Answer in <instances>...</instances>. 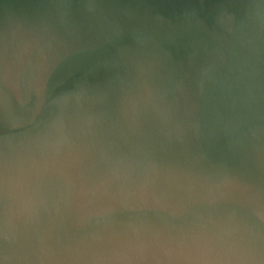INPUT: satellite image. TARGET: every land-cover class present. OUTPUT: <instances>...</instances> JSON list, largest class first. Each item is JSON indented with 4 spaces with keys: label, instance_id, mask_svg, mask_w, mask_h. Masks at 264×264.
<instances>
[{
    "label": "clouds",
    "instance_id": "9594fccd",
    "mask_svg": "<svg viewBox=\"0 0 264 264\" xmlns=\"http://www.w3.org/2000/svg\"><path fill=\"white\" fill-rule=\"evenodd\" d=\"M0 264H264V0H0Z\"/></svg>",
    "mask_w": 264,
    "mask_h": 264
}]
</instances>
